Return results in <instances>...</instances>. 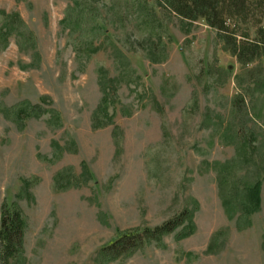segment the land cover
Wrapping results in <instances>:
<instances>
[{"label": "rangeland", "instance_id": "1", "mask_svg": "<svg viewBox=\"0 0 264 264\" xmlns=\"http://www.w3.org/2000/svg\"><path fill=\"white\" fill-rule=\"evenodd\" d=\"M6 14L32 34L23 47L18 30L0 39V212L17 205L25 220L11 264H264V174L260 209L239 229L215 166L243 140L255 160L264 154V56L241 66L202 20L162 0H0V28ZM27 105L45 112L16 114ZM230 169L231 183L256 174L244 161ZM184 210L187 238L184 224L100 254Z\"/></svg>", "mask_w": 264, "mask_h": 264}, {"label": "trees", "instance_id": "2", "mask_svg": "<svg viewBox=\"0 0 264 264\" xmlns=\"http://www.w3.org/2000/svg\"><path fill=\"white\" fill-rule=\"evenodd\" d=\"M162 3L182 20L190 23L202 20L207 27L215 31L224 49L241 66L252 64L264 56V0H162ZM84 12L82 14L79 11L74 14L77 25L81 19L90 21L95 18L94 10ZM23 27L24 24L20 18L14 14H6L0 28V39L5 40L6 37H11L18 30V33H22L23 36L22 41H18V44L23 47L24 40L32 39L31 33H23ZM90 30L94 34L101 31V27L95 23ZM104 101L102 100L100 103L101 108L104 106ZM236 103L237 99L235 98L233 105ZM44 112L39 107H30L29 105L16 110L17 115L23 113L28 117H40ZM223 138L228 140V144L234 142L232 135L227 134V131ZM247 145V141L243 140L237 146L238 157L230 165L215 163V166L220 167L217 184L221 204L229 217L238 214L237 224L241 225L238 227L239 229L249 226V218L260 209L262 184L260 178L261 174H264V154H258L257 160H255L254 153L251 155L248 152ZM243 161L248 162L253 168V172L256 173L254 180L241 177L240 184L231 183L227 180L225 173H228L234 164L237 165L238 162ZM60 176H56V182ZM184 224L186 225L178 238H187L192 234L194 228L191 214L184 210L155 228H144L119 235L109 245L103 247L100 254L104 257L117 258L142 248L150 242L160 241L163 236L172 233ZM24 230L25 220L22 210L17 205L8 207L4 203L0 212V264H11L12 261L22 258Z\"/></svg>", "mask_w": 264, "mask_h": 264}]
</instances>
